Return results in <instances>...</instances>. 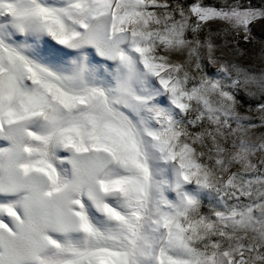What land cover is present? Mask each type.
<instances>
[{
	"label": "snow or ice",
	"instance_id": "obj_1",
	"mask_svg": "<svg viewBox=\"0 0 264 264\" xmlns=\"http://www.w3.org/2000/svg\"><path fill=\"white\" fill-rule=\"evenodd\" d=\"M260 22L264 0H0V264H264Z\"/></svg>",
	"mask_w": 264,
	"mask_h": 264
},
{
	"label": "rangeland",
	"instance_id": "obj_2",
	"mask_svg": "<svg viewBox=\"0 0 264 264\" xmlns=\"http://www.w3.org/2000/svg\"><path fill=\"white\" fill-rule=\"evenodd\" d=\"M262 26H264V22H260L253 26L252 30V39L249 43L245 44L243 40H241V48L244 53L243 63L249 64L253 63L252 57H256V67H260V59L262 55H264V31H262Z\"/></svg>",
	"mask_w": 264,
	"mask_h": 264
}]
</instances>
